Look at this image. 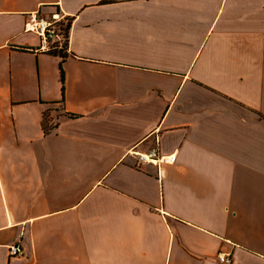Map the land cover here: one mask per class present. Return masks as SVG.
<instances>
[{"label":"crops","instance_id":"0c3cea01","mask_svg":"<svg viewBox=\"0 0 264 264\" xmlns=\"http://www.w3.org/2000/svg\"><path fill=\"white\" fill-rule=\"evenodd\" d=\"M221 256L264 264V0H0V264Z\"/></svg>","mask_w":264,"mask_h":264},{"label":"built area","instance_id":"2783aa9c","mask_svg":"<svg viewBox=\"0 0 264 264\" xmlns=\"http://www.w3.org/2000/svg\"><path fill=\"white\" fill-rule=\"evenodd\" d=\"M53 20L48 21L44 17L38 15L30 19V25L26 28L27 31L36 33L41 39V50L50 51L60 47L61 41L64 36L60 31L59 23L63 20L60 14L56 13L52 16ZM60 42V43H59ZM58 45V46H55ZM138 162L149 163L152 165L160 166L163 164H173L176 160L175 155L164 156L159 152V141L156 140V145L145 154H137ZM23 249L19 244H14L9 248V257L17 258L23 256ZM220 262L230 264L231 259L227 256H221Z\"/></svg>","mask_w":264,"mask_h":264},{"label":"trees","instance_id":"16d2710c","mask_svg":"<svg viewBox=\"0 0 264 264\" xmlns=\"http://www.w3.org/2000/svg\"><path fill=\"white\" fill-rule=\"evenodd\" d=\"M60 25V31L62 32V35L64 36V42L65 45H63V48H67L68 47V40H69V30H70V25H71V21L67 20V24L65 26L62 25V21L59 23ZM58 46V45H55ZM59 50V49H52L50 51H48L49 53L52 54H56V55H60L63 59L66 58V53H64V50Z\"/></svg>","mask_w":264,"mask_h":264},{"label":"rangeland","instance_id":"374dc122","mask_svg":"<svg viewBox=\"0 0 264 264\" xmlns=\"http://www.w3.org/2000/svg\"><path fill=\"white\" fill-rule=\"evenodd\" d=\"M42 15H43V14H42ZM52 16H53V14L50 15V16H46V15H44V16H42V17H44V18H45L46 20H48V21H52V20H53ZM66 24H67V22H66L65 19H64V20L62 21V25L65 26ZM61 45H65L64 40H62Z\"/></svg>","mask_w":264,"mask_h":264}]
</instances>
